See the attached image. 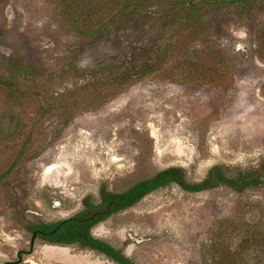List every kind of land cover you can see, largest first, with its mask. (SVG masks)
Returning <instances> with one entry per match:
<instances>
[{"label": "rangeland", "instance_id": "1", "mask_svg": "<svg viewBox=\"0 0 264 264\" xmlns=\"http://www.w3.org/2000/svg\"><path fill=\"white\" fill-rule=\"evenodd\" d=\"M58 2L0 0V264H114L26 226L74 214L85 196L98 202L101 184L122 191L169 166L197 181L214 164L235 171L264 157V0L210 6L205 30L184 28L169 46V32L152 34L161 23L140 19L95 47L63 23ZM133 27L141 32H126ZM151 41L156 53L141 49ZM138 54L131 70L143 75L131 84L88 81V68ZM235 218L264 227V187L190 193L170 184L91 233L135 264H211L213 232Z\"/></svg>", "mask_w": 264, "mask_h": 264}, {"label": "trees", "instance_id": "2", "mask_svg": "<svg viewBox=\"0 0 264 264\" xmlns=\"http://www.w3.org/2000/svg\"><path fill=\"white\" fill-rule=\"evenodd\" d=\"M63 8V23L83 43L95 47L99 38L120 23L148 19L161 23L153 36L162 31L169 37L184 28L200 25L205 30L204 12L210 6L222 4L236 5L247 9L260 0H58ZM163 26V27H161ZM130 34L141 32L139 28L126 30ZM164 41V42H165ZM164 44V45H165ZM142 46V45H141ZM140 47V46H139ZM138 47V48H139ZM144 47V46H143ZM148 52L160 50L159 43L151 41L145 45ZM137 48V47H136ZM138 54L123 60L114 69L95 71L87 69V79L91 84L127 86L141 78L142 73H133L132 68L143 62ZM24 77H29L25 68L18 69ZM174 184L181 190L196 193L216 187H227L241 193L247 189L264 187V157L257 166L232 171L228 166L214 164L200 180H190L181 166L163 168L152 176L132 183L122 191H111L101 184L98 202L89 196L81 200V209L74 214L49 223L27 225L33 237L54 245H75L80 249L95 251L114 264H135L120 248L92 235L91 229L108 216L134 206L149 193ZM208 252L211 264H264V227L256 222L234 219L230 225L221 224L213 232ZM232 235L239 237L234 243Z\"/></svg>", "mask_w": 264, "mask_h": 264}, {"label": "water", "instance_id": "3", "mask_svg": "<svg viewBox=\"0 0 264 264\" xmlns=\"http://www.w3.org/2000/svg\"><path fill=\"white\" fill-rule=\"evenodd\" d=\"M33 240H31V242H32Z\"/></svg>", "mask_w": 264, "mask_h": 264}]
</instances>
